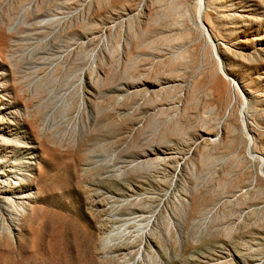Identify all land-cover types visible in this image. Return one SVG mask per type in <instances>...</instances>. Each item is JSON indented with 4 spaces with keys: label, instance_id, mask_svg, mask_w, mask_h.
I'll use <instances>...</instances> for the list:
<instances>
[{
    "label": "rangeland",
    "instance_id": "1",
    "mask_svg": "<svg viewBox=\"0 0 264 264\" xmlns=\"http://www.w3.org/2000/svg\"><path fill=\"white\" fill-rule=\"evenodd\" d=\"M224 1L227 35L206 0H0V105L38 126L0 139L33 186L0 264H264V0Z\"/></svg>",
    "mask_w": 264,
    "mask_h": 264
},
{
    "label": "bare ground",
    "instance_id": "2",
    "mask_svg": "<svg viewBox=\"0 0 264 264\" xmlns=\"http://www.w3.org/2000/svg\"><path fill=\"white\" fill-rule=\"evenodd\" d=\"M112 1V0H111ZM137 1V0H136ZM147 1V0H146ZM151 1V0H150ZM160 3L164 2L165 0H158ZM174 1V0H173ZM188 0H184V2H186ZM207 2V12H206V23L203 20H199L200 23L202 24V26H204V29L209 33L210 30L209 28L212 29H219L221 31H223L224 33L226 32L224 29V25L222 22L225 20H235L237 18L245 21V17L243 18L241 15L237 16L235 15V13H230L229 6H225V1L224 0H206ZM247 1H253V0H242L240 2L244 4V2ZM255 1V0H254ZM122 2V1H121ZM183 2V3H184ZM112 3V2H111ZM126 3V2H125ZM131 3V2H130ZM129 3V4H130ZM135 3V2H134ZM157 3V2H156ZM181 4V7L178 8V5L173 4L170 7L172 11H170L169 18L170 21L168 23L167 28L169 29V27H176L177 25L174 23L179 19L178 17H180L181 19L188 17V10L186 9V4ZM190 3V2H189ZM201 3V0H200ZM228 3V2H227ZM118 4V2H117ZM128 4V3H126ZM138 4V3H137ZM152 4V3H151ZM155 4V2H154ZM178 4V3H177ZM132 5V4H131ZM201 5V4H200ZM98 6V5H97ZM100 6V5H99ZM136 6V5H135ZM154 6V5H153ZM195 6V5H194ZM205 6V5H204ZM117 7V6H116ZM137 7V6H136ZM149 7V6H148ZM200 7V6H199ZM153 8V7H152ZM189 8V7H188ZM207 8V7H206ZM234 8V6L232 7ZM102 9V8H101ZM151 10V9H150ZM168 11V10H167ZM155 12V11H154ZM157 12V11H156ZM164 12V11H163ZM169 12V11H168ZM167 13V12H165ZM153 14V13H152ZM155 14V13H154ZM162 14V13H161ZM194 14V13H193ZM151 16V15H150ZM158 16V15H157ZM162 16V15H161ZM165 17V16H164ZM149 18V17H148ZM152 19V18H150ZM157 19V18H156ZM155 19V20H156ZM161 19V17H160ZM174 19V20H173ZM201 19V18H200ZM159 20V19H158ZM161 21V20H160ZM186 21V20H185ZM155 22V21H154ZM167 22V21H166ZM159 23V21H158ZM177 23V22H176ZM156 23H154L155 25ZM161 24V23H160ZM207 24V25H206ZM165 25V24H164ZM174 25V26H173ZM176 25V26H175ZM179 25V24H178ZM180 26V25H179ZM209 26V27H208ZM157 27V26H156ZM155 27V28H156ZM162 27V26H161ZM246 27V26H245ZM151 28V27H150ZM179 28V27H178ZM187 29V28H186ZM157 30V29H156ZM202 30V29H201ZM152 31V30H151ZM161 33V32H159ZM1 34V33H0ZM151 34V33H150ZM183 34V33H182ZM216 34V32L214 33ZM152 35V34H151ZM186 35V34H185ZM225 35H227L225 33ZM191 36V35H190ZM188 36V37H190ZM216 36V35H214ZM167 36H165L166 38ZM210 37V36H209ZM223 37V36H222ZM178 38V37H177ZM221 38V37H220ZM187 39V38H186ZM184 39V40H186ZM230 46V45H229ZM223 48V47H222ZM8 49V44L6 39L0 35V54L2 57V53L4 51H7ZM225 49V47H224ZM227 49V48H226ZM224 53V52H223ZM245 57V56H244ZM182 58V57H181ZM246 58V57H245ZM180 59V58H179ZM191 59V58H190ZM242 59V58H241ZM6 62V61H5ZM187 62V61H186ZM184 64V63H183ZM186 64V63H185ZM230 70H232V66L229 67ZM222 70V69H221ZM229 69H227L228 72H230ZM211 73V72H210ZM223 73L225 75H227L225 73V71H223ZM207 74V73H206ZM215 77V76H214ZM218 77V76H217ZM216 77V78H217ZM218 79V78H217ZM220 80V79H219ZM217 81V80H216ZM215 81V82H216ZM3 85V84H1ZM8 86V85H6ZM5 85L3 86L4 89ZM19 87V86H18ZM164 88V87H163ZM220 88V87H219ZM17 89V88H16ZM193 89V88H192ZM200 90V89H199ZM215 90V89H214ZM224 90V89H223ZM188 91H193V90H188ZM195 91V90H194ZM221 91V89H220ZM197 92V91H195ZM199 92V91H198ZM218 92V91H217ZM216 92V93H217ZM19 93V92H18ZM197 94V93H195ZM221 94V93H220ZM219 95V94H218ZM215 96V95H214ZM181 97V96H180ZM185 97V96H184ZM218 97V96H217ZM220 98V97H219ZM222 98V96H221ZM225 98V97H224ZM223 98V99H224ZM11 99V98H9ZM185 99V98H184ZM14 104H16V100H22L21 97L19 95H17L16 93H14V98H13ZM23 102V101H22ZM26 103V102H25ZM28 103V102H27ZM17 106V105H15ZM28 107L27 105H24V113H21L18 109H15L14 106H12V104H1L0 105V139H2V142H4V136L7 135V131L6 130H11L13 131V129H17L19 126L22 125V123L24 122L33 133H36L37 130V122L36 120L32 117L30 118V113L27 112ZM227 125V124H226ZM225 125V126H226ZM224 130V129H223ZM220 132V131H219ZM36 137L37 133H36ZM234 138V137H233ZM232 138V139H233ZM8 141V140H7ZM1 142V143H2ZM8 144V142H5ZM231 143V142H230ZM43 145V144H42ZM231 146V145H230ZM29 148H33L32 146H30ZM15 165L14 164H10L7 167H5V169H0V208L2 207L3 209H6L7 211L9 209H12L17 215L21 214L24 212L25 209V205H26V201L29 199V192L31 190V188L33 187L31 185V183L28 182V180L30 181V179H28V175H21L20 177H18L17 172H15ZM42 175V174H41ZM11 178V180H9ZM19 178V179H18ZM18 179V182H17ZM18 184V186H17ZM16 191V192H15ZM13 195H17V198H13ZM5 212V211H4Z\"/></svg>",
    "mask_w": 264,
    "mask_h": 264
}]
</instances>
